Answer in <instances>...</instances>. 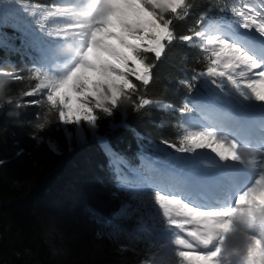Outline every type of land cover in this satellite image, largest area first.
Masks as SVG:
<instances>
[{
    "label": "snow or ice",
    "instance_id": "1",
    "mask_svg": "<svg viewBox=\"0 0 264 264\" xmlns=\"http://www.w3.org/2000/svg\"><path fill=\"white\" fill-rule=\"evenodd\" d=\"M65 4L45 8L0 0V50L32 61L27 76L2 68L0 74L14 83L34 81L4 104L45 109L31 133L37 144L54 115L69 144L91 138L103 147L111 196L126 199L107 217L90 210L94 222L111 229L110 239L154 241L160 255L146 256L142 264H264V0L213 5L230 17L202 14L182 35L176 24L191 14L192 0ZM54 16L65 18V26L46 29L43 21ZM25 17L38 27L30 32ZM175 42L198 49L196 63L203 65L179 82L187 92L179 106L144 92L155 62ZM129 107L134 113L155 107L176 119L175 141L149 140L158 152L172 151L147 172L131 167L109 142L117 128L143 139L127 123ZM48 147L59 151L51 140ZM133 218L134 228L123 226Z\"/></svg>",
    "mask_w": 264,
    "mask_h": 264
},
{
    "label": "trees",
    "instance_id": "2",
    "mask_svg": "<svg viewBox=\"0 0 264 264\" xmlns=\"http://www.w3.org/2000/svg\"><path fill=\"white\" fill-rule=\"evenodd\" d=\"M64 0H21L25 5L39 7H64ZM62 2V3H61ZM196 5L191 14L176 24L178 35L186 34L195 26L202 14L216 18L230 17L221 13L213 5H231L232 0H192ZM23 15V14H21ZM56 17V16H55ZM43 21L46 29L59 28L57 18ZM29 22V31L38 25ZM38 19V18H37ZM51 41L53 38L45 37ZM201 55L196 48L175 42L169 46L153 70V79L144 89L153 100L171 102L179 106L187 95L179 83L186 78L192 68H202L196 61ZM10 58L12 63H4L0 68L10 72L21 71L27 76L32 67L29 56L23 59L14 53L0 50V60ZM155 58L149 56L150 62ZM34 81L12 82L11 78L0 74V264H142L146 256L159 250L143 237L129 239L121 235L110 239L111 229L101 228L94 222L90 210L105 217L116 212L122 200L113 199L111 192L114 182L108 170V157L103 147L89 138L85 143L75 140L69 144L63 130L56 123L55 116L44 132L43 142L37 144L31 138L37 115L45 109L41 106L17 108L15 104H4L18 91L26 89ZM26 99H32L31 97ZM114 119L119 122L120 113ZM127 123L140 134L138 139L132 131L117 128L109 136L115 151L128 158L131 167L147 172L149 165L159 157L162 161L165 148L158 152L149 140L159 144L162 139L175 141L177 128L175 116L171 112L147 107L139 113L127 109ZM108 121H102L101 132L107 130ZM51 140L59 147L53 152L48 147ZM23 149L21 155L17 153ZM149 160V161H148ZM131 230L135 218L122 222ZM105 233L98 236L97 232ZM127 247L121 251V246Z\"/></svg>",
    "mask_w": 264,
    "mask_h": 264
},
{
    "label": "rangeland",
    "instance_id": "3",
    "mask_svg": "<svg viewBox=\"0 0 264 264\" xmlns=\"http://www.w3.org/2000/svg\"><path fill=\"white\" fill-rule=\"evenodd\" d=\"M154 242V241H153ZM154 244H155V242H154Z\"/></svg>",
    "mask_w": 264,
    "mask_h": 264
}]
</instances>
